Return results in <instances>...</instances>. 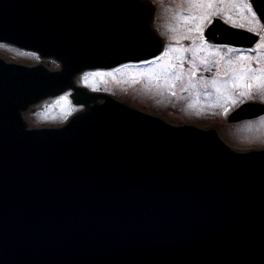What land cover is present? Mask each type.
<instances>
[{
	"label": "water",
	"instance_id": "water-1",
	"mask_svg": "<svg viewBox=\"0 0 264 264\" xmlns=\"http://www.w3.org/2000/svg\"><path fill=\"white\" fill-rule=\"evenodd\" d=\"M56 8L36 12L60 13L73 38L55 27L33 46L51 47L59 70L0 59V264H264V150L96 103L74 87L80 70L152 58L161 43L137 0H98L97 23ZM68 91L83 109L64 125L27 121Z\"/></svg>",
	"mask_w": 264,
	"mask_h": 264
},
{
	"label": "flooded vegetation",
	"instance_id": "flooded-vegetation-1",
	"mask_svg": "<svg viewBox=\"0 0 264 264\" xmlns=\"http://www.w3.org/2000/svg\"><path fill=\"white\" fill-rule=\"evenodd\" d=\"M77 1V0H76ZM241 0H236V2L239 3ZM76 2L74 0H0V37L3 38V41L8 42L9 40H25V41H33V38L30 36V31L26 30L27 28L35 26L39 20L36 19L35 12L37 10H43V9H53V8H74ZM56 8V9H57ZM225 15L221 18L224 21ZM231 20L235 22L236 25L243 24L242 20L240 19V15L237 14L235 10V15L231 16ZM230 25L233 26V22L229 21L228 19H225ZM54 23V19L52 17V14H49V18L46 21V25L52 26ZM18 28V30H16ZM241 28V27H239ZM172 34L174 36H177V31L174 29ZM219 32H216L214 35V38H218ZM179 36H181L179 34ZM178 36V37H179ZM198 40L204 38L195 35ZM5 42H1L4 43ZM213 48L216 47L220 51L215 52L212 55H208L205 58H203V62L197 65V68L200 71H203V66L206 64L210 65V71L211 73H207V77L211 78L214 76L213 71L215 70L216 66L218 65L220 68H224L225 70L231 69L229 65V61L235 60V58L238 55H241V53H238L236 51H229V49H234L232 47L224 46V47H218L211 45ZM254 48V46L252 47ZM11 50V49H10ZM15 54L19 53L22 55H26L27 53L21 51V50H14ZM13 54V53H12ZM12 54H6L9 57H15L12 56ZM47 54L49 55L45 61L44 64L48 68H55L56 64L53 62L52 57L54 55V52L51 50V47L48 49ZM248 55H251L253 57L257 56L256 52L252 53H246ZM15 60L24 62L26 64H33L38 62V54L37 52H30L27 57L25 58V61L13 58ZM253 68L256 67H264V51H260V63L257 65L255 61L252 62L251 65ZM227 91H224V94L226 95V98L224 99L225 102H230V98L226 93ZM231 94L236 95L238 93L237 90H230ZM253 98H254V90L252 92ZM254 102V99L252 100Z\"/></svg>",
	"mask_w": 264,
	"mask_h": 264
},
{
	"label": "rangeland",
	"instance_id": "rangeland-1",
	"mask_svg": "<svg viewBox=\"0 0 264 264\" xmlns=\"http://www.w3.org/2000/svg\"><path fill=\"white\" fill-rule=\"evenodd\" d=\"M175 2L173 3V6L175 4H179V2H177V0H174ZM167 2L168 7L171 5V1L170 0H162L161 1V5H165L164 3ZM192 8V6H191ZM193 10V9H192ZM199 15V14H197ZM173 19L176 21H174L173 19L168 20V22L170 24L173 25V27H175L176 24H180L181 22V18L185 17L186 15L182 14L181 12H174L173 13ZM165 21V25L169 26V23ZM191 27H193L194 25H197L199 22L201 21H189ZM163 37V36H162ZM164 38V37H163ZM177 44L176 43H168L165 45V56L164 59L169 57V54L172 53L173 49H175L174 47H176ZM9 49H7L6 47H4L3 45H0V52H2L3 54H11L8 52ZM28 54L26 55H22V54H15L14 56L18 59H22L23 61H25V58L27 57ZM128 67H132V70H135L134 72H144L146 73L147 77H142L141 74L136 75L135 81L137 82H146L149 83V87L150 89L154 92V94H158L161 92L162 88L157 85L156 83L153 82V80H159V77L162 76L163 78V73L166 72L168 70L167 67L162 66L158 60L152 61L150 63H147L145 65H140V66H128ZM123 70V68L118 69L117 71H114L110 74L117 76L119 74V72ZM169 73V71H168ZM97 74V73H96ZM133 78V77H132ZM101 79V80H100ZM119 78H99V79H88V83H90L91 85H93L94 87H101V85L104 87V89H108V91H112L115 90L118 94L123 95L125 93V89H124V82L122 80L120 81H116ZM165 80L160 79V83L158 84H162ZM170 87H166L164 89V91L169 90ZM163 92V91H162ZM245 92V91H243ZM243 99L245 98V96H241ZM173 99H177L176 97H173ZM156 103V99H154L152 101V105H154ZM63 109V110H62ZM152 112H154L156 110V108H149ZM65 104L62 101H57V102H53V103H46L40 107H37L35 109L34 114H29V119L32 123L39 125V126H47V125H52V124H58L60 122H62L64 116H65ZM146 110V109H145ZM159 111V110H156ZM161 112V111H160ZM181 115V114H180ZM178 116V115H177ZM181 118V117H180ZM181 120H183L182 122L180 121V123H183L184 120H188V119H183L181 118ZM191 121V120H188ZM172 123H176V124H180L179 122L174 121ZM216 126H219L218 124H216ZM242 134L237 136V137H233V138H224L226 140L227 143L238 147L240 144V147H244L242 145L245 146H252L253 147H257V146H264V118L261 119H253V120H249L247 122H243L242 123ZM223 128V125H222ZM256 136V137H254ZM239 142V144H238ZM248 148V147H247Z\"/></svg>",
	"mask_w": 264,
	"mask_h": 264
},
{
	"label": "snow or ice",
	"instance_id": "snow-or-ice-1",
	"mask_svg": "<svg viewBox=\"0 0 264 264\" xmlns=\"http://www.w3.org/2000/svg\"><path fill=\"white\" fill-rule=\"evenodd\" d=\"M186 3L194 5L199 15L191 13L188 16L182 17L181 22L187 24L189 21H206L209 20L212 15H218L220 9L214 4V0H185ZM236 12L240 15V19L245 21L249 26L247 31L258 35L260 41H264V24L260 23L261 17L257 16V11H254V3L248 2V0H243L242 3L236 2V0H228ZM258 7H264V4ZM245 13L247 15H245ZM250 17V18H249ZM231 17L229 16V19ZM234 27H244V24L236 25L233 22ZM196 31L199 33L201 24L195 25ZM264 48V43L256 42V47L248 49H229V51H236L241 53L235 60L229 61L231 67L230 71L225 72L226 77H230L228 83L231 84L233 88L242 87L246 89L245 92H241V96L252 95L253 90L257 92H264V67L253 68L252 62L255 61L257 65L260 63V50ZM172 51H178L173 49ZM256 52L257 56L253 57L246 53ZM180 63H183L182 58H178ZM150 63V62H149ZM176 80H180L181 76L176 73H172ZM192 75H195V69H193ZM235 102V101H233Z\"/></svg>",
	"mask_w": 264,
	"mask_h": 264
}]
</instances>
